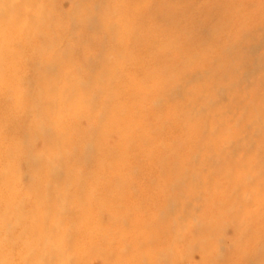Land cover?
Returning a JSON list of instances; mask_svg holds the SVG:
<instances>
[{"label":"bare ground","instance_id":"obj_1","mask_svg":"<svg viewBox=\"0 0 264 264\" xmlns=\"http://www.w3.org/2000/svg\"><path fill=\"white\" fill-rule=\"evenodd\" d=\"M64 1L0 0V264H264V52L243 60L264 0L223 3L213 40L246 31L207 68L155 42L149 0H108L83 37Z\"/></svg>","mask_w":264,"mask_h":264},{"label":"rangeland","instance_id":"obj_2","mask_svg":"<svg viewBox=\"0 0 264 264\" xmlns=\"http://www.w3.org/2000/svg\"><path fill=\"white\" fill-rule=\"evenodd\" d=\"M114 1V0H113ZM115 1H121V0H115ZM123 1V0H122ZM124 1H130L126 6V9L130 10L132 8V4L134 2H141L143 0H124ZM151 3L150 6V12L154 14L153 17H151L148 20L147 28L148 31L152 32V34H160V37H156L157 40L155 42H159L161 45L163 44V40L170 37V40H174V44H177L179 46L183 45H189L190 48H192L195 45V52L200 55L199 58L203 59L204 64L206 63V68L210 65L208 64V60L210 59L213 54H221L224 52L223 49H227L229 46V41L237 39L241 37L245 33V29L242 27H238L237 25L231 28H228V32H225V37L223 36V39H219L217 37V41L213 40V36H218L219 34L216 33L219 31L220 28H222L223 25H225V20L221 16V9H224L226 6L223 5V3L226 5V0H149ZM41 4H44V2ZM112 6H114L112 4ZM167 7V10L166 8ZM72 8H79L84 11H87L89 14H87V21L90 18V23L87 26V28L82 27L81 28V21L80 18L76 15H71V18L69 17L68 23L70 22L71 25H76V34L83 35L89 34H99L103 31L102 29V22H103V15L104 11H108L109 15L112 16L113 7L109 5L108 0H69L64 1L63 5H61V10L63 11H70ZM92 8V9H91ZM160 8V9H158ZM89 9L93 10L89 11ZM166 11V12H165ZM91 12V14H90ZM156 14H155V13ZM165 12L166 14H160ZM246 18V17H245ZM250 20V17L248 18ZM142 20V19H141ZM248 21V20H247ZM253 22L252 20L249 21V24ZM258 22L260 25H263L262 30H251V36L254 38H264V13L260 15ZM67 24V23H66ZM101 26V27H100ZM132 26H136L135 23L132 24ZM142 30L138 27L140 36L143 38L147 36L143 31L145 27V24H142ZM241 28V29H240ZM112 28L108 29L110 32ZM154 31V32H153ZM157 32V33H156ZM108 33V32H107ZM150 34V33H149ZM82 35V37H83ZM72 37L71 35H68L67 38ZM147 37H145L146 39ZM107 38H104L103 41H107ZM229 40V41H228ZM261 44V43H260ZM238 48L242 49L244 48V44L242 42H238ZM262 45L257 46V51L255 53H246L244 55V59L253 60L257 56H259L261 53L264 52V47ZM95 44L92 43L91 46L87 45L85 48L81 49L86 52L88 55L94 57V62H98L101 60V58H104L105 61L109 62L111 65L109 71H116L118 72H126L127 67L125 63L120 62L117 60L116 53L105 50L103 53V56L97 55V50L95 49ZM97 48V47H96ZM202 48V49H201ZM64 49V45H61L60 50ZM149 52H152V50H145L139 53L141 55L140 59L146 60L147 55ZM99 54V53H98ZM97 55V56H96ZM146 56V58H145ZM160 61H155V67H161L159 64ZM203 64V65H204ZM261 67L264 68V58L260 61L259 64ZM109 68V67H108ZM95 69V66H94ZM77 75L83 73L79 71H74ZM85 73V71H83ZM250 73V72H249ZM261 76V77H260ZM259 77L263 80L264 83V77L260 75ZM94 79H89V83H92ZM195 85V84H194ZM191 85L189 86V90L193 91L197 86ZM241 90L247 91V89H250L247 84H244L240 86ZM253 91V90H252ZM264 93V89L262 90ZM215 101L218 99L221 100V98H213ZM176 101L180 102L181 99L179 97H176ZM223 104H227L225 101ZM238 116V115H236ZM230 120H235L236 117H228ZM259 123H264V119L262 117L261 120H259ZM264 125V124H261ZM179 252L183 253L184 249L179 248ZM194 259H198V255L194 254ZM64 259L61 256L58 257V260L56 261L57 264H63ZM37 264H44V263H37ZM46 264V263H45Z\"/></svg>","mask_w":264,"mask_h":264}]
</instances>
